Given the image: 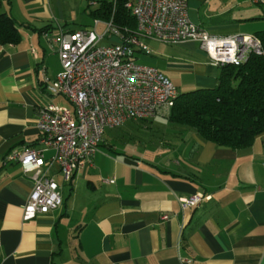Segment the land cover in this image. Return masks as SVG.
I'll use <instances>...</instances> for the list:
<instances>
[{"label": "crops", "instance_id": "1", "mask_svg": "<svg viewBox=\"0 0 264 264\" xmlns=\"http://www.w3.org/2000/svg\"><path fill=\"white\" fill-rule=\"evenodd\" d=\"M76 6L0 0V13L14 18L21 34L18 43H0V264H264V133L235 149L203 139L169 114L117 126L129 136L135 128L148 131L142 150L105 143L103 135L71 182L51 162L48 173L61 180L62 205L23 220L33 180L5 156L24 147L42 149L49 162L54 156L39 143L35 118L48 103L64 106L58 95L49 100L45 79L61 69L60 33L94 23L89 10L92 23H76ZM198 7L189 0L188 15L210 34L244 32L231 22L206 26ZM144 43L147 50H136V61L156 67L178 93L215 86L219 67L199 43L170 44L173 52L153 39ZM192 195L202 200L182 208L179 199Z\"/></svg>", "mask_w": 264, "mask_h": 264}, {"label": "built area", "instance_id": "2", "mask_svg": "<svg viewBox=\"0 0 264 264\" xmlns=\"http://www.w3.org/2000/svg\"><path fill=\"white\" fill-rule=\"evenodd\" d=\"M188 1L128 0L125 6L137 24L134 32L116 26L111 17L60 33L61 69L53 80L45 79L46 90L63 96L71 107L48 104L38 109L35 118L39 143L53 149L54 156L49 162L43 150L34 147L5 156L6 161L18 162L22 173L33 180L23 220L62 205L59 185L48 173L51 162L59 166L63 181L71 182L74 172L97 151L107 128L170 113L178 95L175 84L156 67L136 61V50H147L144 39L197 42L214 66L240 65L251 55H264V45L254 33L213 35L193 22ZM252 1L264 5V0ZM99 24L104 26L101 32ZM201 200L199 195L179 199L182 208Z\"/></svg>", "mask_w": 264, "mask_h": 264}, {"label": "trees", "instance_id": "3", "mask_svg": "<svg viewBox=\"0 0 264 264\" xmlns=\"http://www.w3.org/2000/svg\"><path fill=\"white\" fill-rule=\"evenodd\" d=\"M87 1L93 18L113 17L116 26L135 31L136 20L125 6L128 0ZM254 34L264 45V29ZM20 37L15 19L0 13V43H18ZM218 67L215 86L178 93L168 117L217 145L247 147L264 133V55H251L240 65Z\"/></svg>", "mask_w": 264, "mask_h": 264}, {"label": "rangeland", "instance_id": "4", "mask_svg": "<svg viewBox=\"0 0 264 264\" xmlns=\"http://www.w3.org/2000/svg\"><path fill=\"white\" fill-rule=\"evenodd\" d=\"M69 1L72 2L74 6L78 5L76 6V9L78 10V20L76 21V23H80L83 25H88L89 23L91 24L92 21L89 18L88 13L85 12V10H88L86 8L88 3L87 0H83L81 6L79 4V0ZM196 1L199 2V7L197 11L199 13L200 20L205 23L206 26L223 22H231L239 24L241 26L244 32L241 31L239 33H254L257 30L264 29V5L256 4L252 0ZM78 7H80V9ZM91 7H94V5H92ZM103 29L104 26L102 24H99V26L97 27V31L101 32ZM165 44L166 45H163L166 48L165 52H173L174 50H177L176 46H170V44L168 43ZM148 46L154 49V47L150 44ZM138 61L142 62L141 60ZM215 72H217V74L219 75V68H216ZM53 96L54 95H51V97H49V100H51ZM56 97H59V99L61 100L60 102H58V104L64 105L68 108L71 107L69 102L63 96L58 95ZM126 130L127 129L124 127H113L110 129H106V132L104 134L105 143L111 141L112 143L117 144V147H123L126 145L129 148H132V146H137L139 150H142L146 145L145 141H148L147 136H149L150 133L143 129L139 130L135 128L133 135L129 136L127 135L128 133H126ZM152 136V140L157 139L155 133H152ZM56 181L61 184V180L59 178H56Z\"/></svg>", "mask_w": 264, "mask_h": 264}]
</instances>
